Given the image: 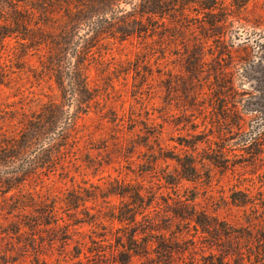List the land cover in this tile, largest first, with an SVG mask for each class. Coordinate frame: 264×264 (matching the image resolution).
Returning a JSON list of instances; mask_svg holds the SVG:
<instances>
[{
    "label": "rangeland",
    "instance_id": "1",
    "mask_svg": "<svg viewBox=\"0 0 264 264\" xmlns=\"http://www.w3.org/2000/svg\"><path fill=\"white\" fill-rule=\"evenodd\" d=\"M163 5L172 36L79 40L78 73L64 16L0 18V264H264V0Z\"/></svg>",
    "mask_w": 264,
    "mask_h": 264
},
{
    "label": "trees",
    "instance_id": "2",
    "mask_svg": "<svg viewBox=\"0 0 264 264\" xmlns=\"http://www.w3.org/2000/svg\"><path fill=\"white\" fill-rule=\"evenodd\" d=\"M124 2L125 0H78V5L75 6L69 0H0L2 28L7 30L2 34L6 38L19 29L29 30L37 13L48 18V15L57 12V14L65 17V27L63 25L64 28L61 30L60 38H57V41L54 42L56 50L52 52L49 50L47 59L50 66L56 67L57 70L62 71L64 69L73 73L80 71L78 62L73 61L76 60L75 55L79 52V40L86 41L87 46L82 52L89 55L94 42H100L108 37L126 40L134 35L155 37L162 33L166 34L168 31H170V36L173 35L172 28L174 26L164 25L163 23H152L150 25L143 23V18L147 13V17H150L155 13L162 15L168 12V9L164 8L163 5L165 0H157L156 7H152V9L145 5L140 4L137 6V4L132 3L131 10H127L122 7ZM181 2L183 4L172 13H177L183 21L187 18L186 11L189 7L184 1ZM207 8L209 7L207 6ZM172 13L169 16H172ZM28 21L30 22L28 23ZM44 66H48L46 61H44ZM46 110L44 108L35 116L37 126H34V130L37 132L39 127L41 130L46 129L44 120ZM37 139L35 138L32 141V145L35 146ZM17 147V140L14 138L12 142H8L0 149V165L10 161L16 162L20 153L16 150ZM31 172H33L32 169L25 171L23 175L26 176ZM16 177L15 174L14 178L6 179L4 181L7 184L6 186H13L12 180H15ZM8 188L11 189L12 187ZM133 239V237L130 238V243L136 244ZM147 247L149 249L151 246L147 245Z\"/></svg>",
    "mask_w": 264,
    "mask_h": 264
}]
</instances>
